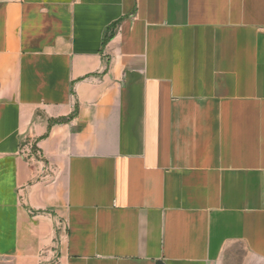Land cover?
<instances>
[{"label":"crops","instance_id":"obj_1","mask_svg":"<svg viewBox=\"0 0 264 264\" xmlns=\"http://www.w3.org/2000/svg\"><path fill=\"white\" fill-rule=\"evenodd\" d=\"M0 264H264V0H0Z\"/></svg>","mask_w":264,"mask_h":264}]
</instances>
